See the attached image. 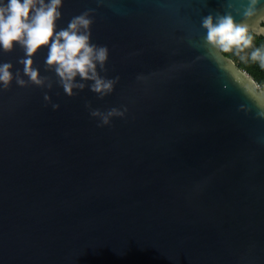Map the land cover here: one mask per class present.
<instances>
[{
    "label": "water",
    "instance_id": "obj_1",
    "mask_svg": "<svg viewBox=\"0 0 264 264\" xmlns=\"http://www.w3.org/2000/svg\"><path fill=\"white\" fill-rule=\"evenodd\" d=\"M247 2L64 0L57 30L91 10L120 79L104 99L0 90V264H264V86L202 46L203 17ZM89 102L128 111L100 127Z\"/></svg>",
    "mask_w": 264,
    "mask_h": 264
},
{
    "label": "clouds",
    "instance_id": "obj_2",
    "mask_svg": "<svg viewBox=\"0 0 264 264\" xmlns=\"http://www.w3.org/2000/svg\"><path fill=\"white\" fill-rule=\"evenodd\" d=\"M63 3L64 0H0V48L4 53H12L19 45L24 52L19 60L22 72H14L11 63L0 64V90L11 89L15 81L20 87L34 85L48 90L59 85L69 97L77 96L86 88L100 99L114 92L120 78L101 75L108 71L109 48L92 42V11L73 16L67 27L57 30V22L62 19ZM227 7L230 10L209 14L202 19V27L206 30L202 46L222 71L230 67L223 54L233 49L243 51L251 48L253 39L250 29H257L264 21L261 0H248L243 11L232 3ZM233 12L243 17L242 22H237ZM259 31L264 32V28H259ZM43 48H47L45 71L53 73L55 78L42 75L35 64L34 58ZM250 55L252 60L264 65V52L260 49L253 50ZM43 98L54 110L60 108L47 92ZM86 107L91 117L100 121V127L111 125L113 118H123L128 111L127 107L102 111L93 108L90 102ZM260 109L258 116L264 117V108Z\"/></svg>",
    "mask_w": 264,
    "mask_h": 264
},
{
    "label": "trees",
    "instance_id": "obj_3",
    "mask_svg": "<svg viewBox=\"0 0 264 264\" xmlns=\"http://www.w3.org/2000/svg\"><path fill=\"white\" fill-rule=\"evenodd\" d=\"M249 34L253 39V45L251 48L244 49L243 51L233 49V51L226 53L225 55L233 59L239 68L248 72L258 84L264 86V65L258 60H252L250 55L255 49H260L264 52V36H259L252 32H249Z\"/></svg>",
    "mask_w": 264,
    "mask_h": 264
},
{
    "label": "built area",
    "instance_id": "obj_4",
    "mask_svg": "<svg viewBox=\"0 0 264 264\" xmlns=\"http://www.w3.org/2000/svg\"><path fill=\"white\" fill-rule=\"evenodd\" d=\"M259 87H262V86L259 84Z\"/></svg>",
    "mask_w": 264,
    "mask_h": 264
}]
</instances>
